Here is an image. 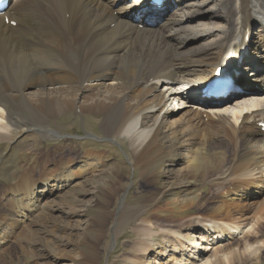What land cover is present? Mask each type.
Returning <instances> with one entry per match:
<instances>
[{
    "label": "bare ground",
    "instance_id": "bare-ground-1",
    "mask_svg": "<svg viewBox=\"0 0 264 264\" xmlns=\"http://www.w3.org/2000/svg\"><path fill=\"white\" fill-rule=\"evenodd\" d=\"M139 2L11 3L0 14V141L10 142L23 124L59 136L34 115L51 122L68 111L97 121L107 138L128 137L130 166L154 191L156 212L196 211L170 226L142 218V239L132 246L142 254L126 264H233L255 256L264 247V201L257 202L264 195L257 128L264 121V0H166L164 8L176 2L180 11L151 25L154 11ZM220 66L234 69L247 94L232 102L202 96L199 84ZM176 84L188 88L174 93ZM91 146L61 152L48 165L33 143L34 162L0 181V264H97L125 178L108 145ZM160 235L168 242L155 247Z\"/></svg>",
    "mask_w": 264,
    "mask_h": 264
},
{
    "label": "rangeland",
    "instance_id": "rangeland-1",
    "mask_svg": "<svg viewBox=\"0 0 264 264\" xmlns=\"http://www.w3.org/2000/svg\"><path fill=\"white\" fill-rule=\"evenodd\" d=\"M127 1H130L131 3L134 2V0ZM210 8L211 7L209 5L204 9L209 10ZM212 10H216V8H213ZM174 11H180L177 9L176 2L170 3L164 9L158 11V20H164ZM24 70L25 69L19 70L18 74L24 76L26 72H24ZM251 73L252 72L250 71V73H247L246 75L251 77ZM241 95L242 94L237 95L234 99L229 98L227 102L235 101L236 99L240 98ZM58 114L50 122L48 121L45 113H37L34 115L37 117H34V122H40L42 124L48 122L52 128L59 130V136L50 137L42 135L35 127L30 128L28 131L26 126L23 124V127L18 126L13 129V136L10 142L0 141V181L4 183L11 181V178H14V176L18 175L22 171L24 163L34 162V160L37 158V155L29 151V147L33 143H35V149H37L39 152H44L46 161H48L50 164H53L59 158V156L62 154L61 152L72 154L74 151H78L79 154H82L83 152L93 148L91 146L92 144L108 145L110 150L108 154L117 162L120 160L123 162V176L125 178V184L122 185L115 197V202L110 206V209L117 212V215L115 218L110 219L109 223L104 229L103 237L98 244L99 258L97 259V264H126L125 258L127 256H129V258L140 256L142 253L136 252L132 246L135 242H138L140 239H142V236L138 233L140 232L139 228L143 219L150 217L154 225H177L179 222L186 220L187 215L193 214L196 211L194 208L181 211L179 209H171L169 207V210L166 209L156 212L157 198L154 195V191L152 192L151 190L146 189L147 183L143 179L139 177L135 178V172L130 166L127 156L130 150L128 137H117V139L107 138L103 135L99 123H97V121H91L89 116L83 118L80 117L78 113L77 115L72 111ZM25 116H28V113H25ZM94 134L97 136L99 135L100 139L96 138ZM120 140H122L123 143H119L118 141ZM94 148H99V150H102L106 153L108 152L107 148H103L101 146H96ZM184 156L185 153L182 152L181 158ZM151 186L152 185H150V187ZM203 190H206L207 192L209 191V187L204 186ZM257 200L259 203L258 205H260V203L264 201V195ZM120 203H126L127 206L120 208ZM135 207H137L139 211L136 213L135 217L132 218L128 215V213L130 209ZM65 211L67 212V209H65ZM58 212L59 211L56 213ZM118 222L120 223V227L118 232H116V237H114V227ZM43 223L44 224H41V226H45L43 230H46L47 224H45V222ZM201 228H199L197 232L202 231L203 228ZM262 230L264 232V224ZM263 235L259 236L256 241H261L264 237ZM156 238L158 244H155V247L163 246L168 242L167 237L163 235L156 236ZM157 249L158 248H155V250ZM154 253L155 252H151L149 254V260L154 258ZM69 263V261L64 259H60L58 261V264ZM136 264L143 263L141 262ZM233 264H264V247L255 256H245V258L238 257Z\"/></svg>",
    "mask_w": 264,
    "mask_h": 264
}]
</instances>
